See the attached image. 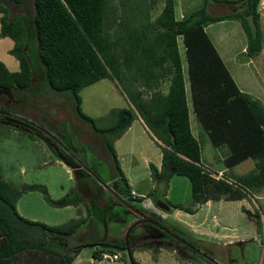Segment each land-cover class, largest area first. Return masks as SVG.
<instances>
[{"label": "trees", "instance_id": "16d2710c", "mask_svg": "<svg viewBox=\"0 0 264 264\" xmlns=\"http://www.w3.org/2000/svg\"><path fill=\"white\" fill-rule=\"evenodd\" d=\"M22 2L0 0V37L12 40L8 52L18 64L16 71H9L0 62V91L28 90L32 85L31 62L27 53L31 38L47 86L52 91H67L76 113L90 123L93 120L80 109V89L101 78L117 79L126 90L131 107L115 110L114 123L100 131L105 136L104 144L115 170L111 181L116 196L128 197V200L136 198L130 195L111 142L127 129L137 115L154 136L160 152L159 169L148 164L152 180L162 182L159 192L154 185L146 194L153 203H164L168 206L167 210L176 208L192 212L190 207L172 204L158 197L164 195L162 190L172 175L188 179L191 204L202 203L208 198L242 199L252 190L264 187V106L257 98L237 87L203 30L211 23L237 20L245 37L244 55L247 58L256 55L261 48L262 37L257 11L259 0H237L242 3V8L219 14L207 13L203 4L179 20L173 16V0H161L162 7L151 22L141 21L138 27L125 24L124 34L115 37L104 30L107 0H32L30 16L15 12ZM7 5L14 8L11 13ZM178 36L185 48L194 119L205 131L212 146L226 147L225 167L229 168L244 159L255 161L254 167L242 175H222L219 178L200 165V147L190 130L177 50ZM161 77H168L165 93L151 90L152 82ZM139 86L151 90L146 98ZM3 123L31 136L27 132L33 129L30 121L14 114L11 107L0 104V126ZM42 137L47 140L46 136ZM54 147L55 159L71 167L73 174L82 170L80 159H77L80 163L74 165L59 146ZM34 190L41 193L49 206H76V216L57 225L21 216L15 208L16 200L22 193ZM81 204L89 216L88 204L73 187L60 197L52 198L43 184L22 183L15 187L0 178V264H11L22 253L37 252L51 259L40 263L29 261L27 264H70L82 247L97 244L103 248L112 246L124 250V237L119 243L102 239H79L70 243L69 239L85 222L78 207ZM140 213L168 230L147 212ZM255 223L257 229L260 226L258 215ZM141 224L155 229L175 246L191 250V246L186 245H191V242L180 234L166 233L148 222L142 221ZM133 229V226L130 227L127 234L128 252L131 264H139L132 257ZM91 253L92 258L97 259L104 251L93 249Z\"/></svg>", "mask_w": 264, "mask_h": 264}, {"label": "rangeland", "instance_id": "374dc122", "mask_svg": "<svg viewBox=\"0 0 264 264\" xmlns=\"http://www.w3.org/2000/svg\"><path fill=\"white\" fill-rule=\"evenodd\" d=\"M161 4V0H107L103 21L104 30L110 36L115 37L118 34H124L125 24L138 27L141 21L149 23L158 14ZM235 4L230 6L235 7ZM6 8L10 13L14 10L9 5ZM216 8L218 9L210 11V13L219 14L226 11L224 6L217 5ZM231 10L232 8L229 7L227 12ZM258 11H260L259 8ZM15 12L30 16L32 0H23L15 8ZM178 13L179 8L176 5L174 15L178 17ZM219 22L211 24L208 32L216 31L219 32L218 35L230 32L236 38L230 47H235L234 53L229 54L232 55V58L223 59L234 82L243 92L259 100L263 99L264 49L261 54L247 58L239 52L238 42L241 40L242 43L244 35L237 20L225 21L224 24H219ZM230 23H232V28L228 30ZM260 29L264 34V22H261ZM11 46L12 40L9 37H0V62L9 71H16L18 69L17 61L8 52ZM178 49L188 97L182 45L178 44ZM27 53L31 62L32 85L28 90L21 89L11 93L0 91V104L6 108L11 107L14 114L29 120L31 127L35 130L30 128L27 132H30L31 136H28L16 127L7 126L6 123V125L3 123L4 125L0 126V178L2 180L15 187H19L22 183L43 184L52 198H58L66 190L68 191L71 186L67 189V185L72 183L73 178L75 183L73 182L72 187L77 192L87 190L82 184L84 181H95L103 184L102 187L105 185L106 187L102 192H99L98 197L92 196L96 206L93 211H89L90 217L98 220L106 218L107 220L105 227L102 224L96 228L97 234L100 233L98 239L101 240L106 234L108 239L117 240L116 242L119 243L120 241L116 237H118L120 226L124 221L130 222L129 227H134L131 233L132 257L135 260H140L142 264H264V187L252 190L242 199L212 201L211 209L202 206L191 216L185 215L182 211H175L173 208L169 211L157 208L160 214H156L150 208L152 200L149 198V202L145 199V194L148 192H143L150 183L153 186L156 185L158 192L161 189L162 182L152 180L148 168V164L159 165V150L144 124L137 120L132 126L133 135L122 136L119 142H116L117 138H115L111 142L112 147L116 149L114 152L118 156H116L118 163L125 171V176L129 180H134L129 188L135 191L133 197H136L128 200V197L122 196L128 204L117 203V197L110 194V189L114 191L111 180L115 170L110 163L109 151L104 144L105 136L100 131L114 123L115 110L131 107L126 90L121 87V83L117 79L113 78H101L81 88L78 93L80 109L93 120L90 123L76 113L73 100L67 91L56 92L47 86L43 79L42 66L36 57L33 38L30 39ZM225 55L223 54V56ZM158 85L167 87L166 80L163 83L161 81ZM190 128L200 147V165L207 170L216 172L215 175L219 173V178L222 175L229 176L230 173L243 174L254 167L255 161L246 159L226 172H217L218 169L223 168L222 159L227 154L226 147H213L205 132L194 123L193 119H190ZM40 133L46 136L47 140ZM54 146H59L58 148H61L63 154L68 155L67 159L74 165L78 162L77 159L81 160L82 170L75 174L72 171L73 178L67 176L64 165L53 162L55 160ZM70 169L72 170L71 167ZM61 188L64 192L61 191ZM162 192L164 195H158L160 199L172 204L176 202L182 207L191 209L194 206L190 202V184L185 176L172 175ZM78 207L82 209L81 205ZM16 210L27 219L46 220L49 222L48 225L65 222L69 212L68 209H61L60 215L50 218L48 211H59V209L46 204L41 193L36 190L22 193L18 199ZM136 212H147L146 214L166 226L169 233L180 234L191 242V245L186 243L189 245L188 247L191 246V250L175 246L172 241L162 237L155 229L152 230L149 226L142 225V219H147L144 222L154 224L163 230L160 224L151 219L144 216L139 219ZM212 214L216 216L215 220L217 221L210 219ZM257 215L260 218L261 227L258 226L256 229L254 227L257 226L254 223ZM202 219L205 220L204 227L207 228V233H201L190 225H194ZM103 230L104 233H102ZM86 232L88 231H85V234ZM85 234L77 232L69 239L70 243L73 244ZM220 234L223 236L221 237ZM95 236L96 234L93 235V238ZM240 238H242L241 241L237 243ZM97 248H102L107 253L116 251L119 257L114 260L99 257L90 262L94 246H86L80 249L72 264L129 263L124 250L112 246L103 248L100 245ZM49 259H51L50 256L40 252L22 253L12 260L11 264H27L29 261L40 263L47 262Z\"/></svg>", "mask_w": 264, "mask_h": 264}, {"label": "crops", "instance_id": "0c3cea01", "mask_svg": "<svg viewBox=\"0 0 264 264\" xmlns=\"http://www.w3.org/2000/svg\"><path fill=\"white\" fill-rule=\"evenodd\" d=\"M198 1V3L196 4V2ZM226 1H228L227 3H224L223 2V0H206V1H204V0H173V16H174V19L175 20H179V19H181L182 17H184V16H186V15H188V14H190L191 12H193L194 10H196L197 8H199L201 5H203L204 4V7H205V11L207 12V13H209V14H212V12L210 13V11H214V10H216V9H218V8H216V6L218 5L219 7L220 6H224V7H226L225 9H226V11L225 12H221V13H227V10H228V8L229 7H231L232 8V10L231 11H236V10H238V9H240V8H242V3L241 2H236L237 0H226ZM261 2H263L264 3V0H259V2H258V4L259 3H261ZM233 3H236L235 4V7H233V6H230L231 4H233ZM177 5V7L179 8V13H178V17H176L175 15H174V7ZM199 6V7H198ZM161 7H162V4H161ZM161 7H160V9H161ZM258 7V6H257ZM160 11V10H159ZM257 11H258V8H257ZM230 12V11H229ZM258 13H259V25H261V22H264V8L263 9H261L260 11H258ZM156 17V16H155ZM225 21H227V22H231L232 20H222V21H220L219 22V24H224L225 23ZM238 22V21H237ZM216 23V22H215ZM218 23V22H217ZM211 24H214V23H211ZM211 24H208V25H206L204 28H203V30H204V32L206 33V35H207V37H208V39L210 40V42L212 43V45H213V47L215 48V50H216V52H217V54H218V56L220 57V59L223 61V59H231L232 57V55H229V54H233L234 53V50H235V47H233V48H230L232 45H233V43L235 42V40H236V38H234L233 37V35L229 32V33H222V35H218L219 34V32H216V31H212L211 33H209L208 32V28L211 26ZM231 25L227 28L228 30H231V28H232V23H230ZM240 24H239V22H238V26H239ZM241 28V27H240ZM241 30V29H240ZM242 32V31H241ZM243 33V32H242ZM261 35H262V37H261V48H260V50H259V52L256 54V55H258V54H261V52L263 51V49H264V34H263V31L261 30ZM239 41V40H238ZM241 41V40H240ZM238 42L239 43V47H240V49H239V52L240 53H242V54H244L243 52H244V47H245V37L244 36H242V43L241 42ZM176 42H177V50H178V54H179V49H178V44L179 45H182V48H183V53H184V61H185V59H186V55H185V48H184V46H183V44H182V41H181V37L180 36H178L177 38H176ZM223 54H226L225 56H223ZM256 55H254V56H256ZM254 56H252V57H254ZM179 58H180V64H181V72H182V70H183V66H182V63H181V57H180V54H179ZM251 58V57H250ZM224 63V62H223ZM225 65V64H224ZM227 68V67H226ZM228 70V69H227ZM229 71V70H228ZM185 73H186V76H187V67H186V61H185ZM230 73V72H229ZM183 75V74H182ZM168 77H161V78H158V80L156 81V82H152V85H151V90H159L160 92H162V93H165L166 92V90H167V87H159V85L158 84H160V82L162 81V83L166 80V83H167V85H168ZM183 82H184V79H183ZM187 83H188V97H187V93H186V89H185V85H184V90H185V96H186V104H187V107H188V118H189V124H190V119L192 120L193 119V121H194V123L197 125V126H199L198 124H197V122L195 121V119H194V113H193V111H192V108H191V100H190V88H189V82H188V78H187ZM238 87V86H237ZM239 88V87H238ZM139 89L140 90H142V92H143V97L144 98H146L147 96H148V94H149V92L151 91V90H148V89H146V88H144V87H139ZM240 89V88H239ZM242 91V90H241ZM262 98H263V96H261ZM258 99V98H257ZM259 100V99H258ZM263 105H264V98L263 99H261V100H259ZM139 121L141 124H144L143 123V121H142V119L137 115L132 121H131V123H130V125L127 127V129L117 138V139H115V141L116 142H119V140L122 138V136H125V135H133L134 134V130H133V123L135 122V121ZM144 126H145V124H144ZM146 127V126H145ZM200 127V126H199ZM146 129H147V131H149L148 130V128L146 127ZM190 130H191V128H190ZM204 131V130H203ZM205 132V131H204ZM149 133L151 134V132L149 131ZM191 133L193 134V132H192V130H191ZM206 134V133H205ZM152 135V134H151ZM152 137H153V141H154V143L156 144V142H155V138H154V136L152 135ZM206 137H207V134H206ZM207 139H208V137H207ZM208 141H209V139H208ZM209 143H210V141H209ZM211 144V143H210ZM157 145V144H156ZM212 145V144H211ZM158 147V146H157ZM214 147V146H213ZM216 147H220V146H216ZM114 148V151L116 152V149H115V147H113ZM158 150H159V148H158ZM227 153V152H226ZM227 155V154H226ZM117 156V155H116ZM159 156H160V152H159ZM118 157V156H117ZM225 158V157H224ZM223 158V159H224ZM223 159H222V164H223ZM244 160H246V159H244ZM243 161V160H242ZM242 161H240V162H242ZM53 162H58V163H61L62 165H64L65 166V170H66V174H67V176L69 177V176H72V178H73V175H72V170L70 169V167L69 166H67L65 163H63L62 161H60V160H54ZM240 162H238L237 164H239ZM237 164H235V165H233V166H231V167H229V168H227V167H225V165L223 164V168L222 169H218L217 170V172L218 171H220V172H226V171H228L230 168H232V167H234V166H236ZM157 169H159V167H160V163H159V165H154ZM119 167H120V169H121V171H122V173H123V175H124V177H125V179L127 180V183H128V185H129V187H130V185H131V183H132V181H134V180H132V179H128L126 176H125V171L123 170V168H122V166H121V164H119ZM249 170H251V169H249ZM248 170V171H249ZM210 171V170H209ZM247 171V172H248ZM213 175H215L216 174V172H212V171H210ZM244 174V173H243ZM212 175V176H213ZM231 175H242V174H231L230 173V175L229 176H231ZM227 176V175H226ZM150 180V179H149ZM73 182H74V178H73V181H72V183L68 186L67 185V189L71 186L72 187V185H73ZM151 182V181H150ZM75 183V182H74ZM82 184H84V187L88 190H81V191H78L83 197H84V200H85V202L88 204V206H89V208H90V211H93V209L95 208V206H96V203L92 200V196H94V195H96L97 197L99 196V192H102V190L106 187L105 185H104V187H102V185L103 184H101V183H98V182H95V181H87V182H83ZM152 186H153V184L152 183H150V185L149 186H147V188L144 190V192L143 193H147L149 190H147V189H151L152 188ZM99 189H101V191H99ZM129 190L131 191V190H133V189H131V188H129ZM61 191L62 192H64V190H63V188H61ZM67 191V190H66ZM86 191H87V193H86ZM134 191V190H133ZM64 194V193H63ZM110 194L111 195H113V196H116L115 194H114V192L113 191H111V189H110ZM134 194H135V191H134ZM146 195V194H145ZM121 196V195H120ZM20 197V196H19ZM19 197H18V199H19ZM117 198H116V201H117V203H123V204H128L127 203V201L122 197H119V196H116ZM18 199L16 200V203H15V208H16V205H17V202H18ZM145 199H147L148 201H149V198L147 197V196H145ZM220 200H223V201H225V200H229V199H224V198H218V199H211V198H208V199H206L204 202H202V203H199V204H194V206L192 207V212H190V213H187V212H185V211H183V210H180V209H176V208H173L175 211H179V212H183L185 215H187V216H191V215H193L195 212H197V210H199L202 206H204V207H206V208H209V209H211L212 208V201H217V202H219ZM234 200H238V199H234ZM150 202V201H149ZM171 203V202H170ZM173 204H177L176 202L175 203H173ZM81 206H82V209H81V217H83L84 219H85V222L84 223H82L81 224V226L77 229V231L75 232V234H74V236L77 234V232H80V234L82 233H84L85 234V231H88V232H86V234L84 235V236H82V238L81 239H85V240H91V241H98L99 239H98V237H99V235H100V233H99V235L97 234V227H99L100 225H102L103 224V227H105L106 226V222H107V220H106V218L104 219V218H102L101 220H98V219H95V218H93V217H90V216H87V213L85 212V208L83 207V205L81 204ZM127 206H129V205H127ZM55 208V207H54ZM103 208V207H102ZM150 208L152 209V211H154L156 214H160V211L157 209V208H160V207H158V205L157 204H155V203H153L152 201L150 202ZM58 209H59V211H56V210H54V211H48V215H50L49 217L50 218H56V216L57 215H60L59 214V212L61 211V209L62 210H67L68 209V219L69 218H72V217H75L76 216V206H74V205H67V206H63V207H58ZM98 210H99V208H97ZM160 209H163V208H160ZM163 210H165V209H163ZM165 211H169V210H165ZM18 212V211H17ZM19 213V212H18ZM136 214H138V217H139V219H141V218H143V216L144 215H142L140 212H136ZM73 215V216H72ZM164 215H165V213H164ZM214 219L215 220V218H216V216L214 215V214H212L211 216H210V219ZM33 220H36V218H32ZM67 219V220H68ZM259 220H260V218H259ZM37 221H40V220H37ZM63 221V220H62ZM215 221H217V220H215ZM40 222H45V224L47 223V225H48V223L49 222H47L46 220H42V221H40ZM254 222V221H253ZM130 223V222H129ZM128 222H123V224L120 226V231L118 232V237H116V238H118L119 239V241H121L122 239H123V237H124V232H125V230L130 226V224H129ZM204 224H205V220L204 219H202L200 222H198V223H196V224H194V225H192V224H190L191 225V227L192 228H194L195 230H199V232H204V233H207V228H205L204 227ZM222 224V223H221ZM255 225H256V223H254ZM216 227H217V224H216ZM260 227H261V222H260ZM94 228V229H93ZM254 228H256V227H254ZM91 229V230H90ZM193 229V230H194ZM256 230V229H255ZM102 233H104V230L102 231ZM96 234V236L93 238V235H95ZM215 234H217V233H215ZM102 235V234H101ZM220 236L222 237L223 236V234H220ZM241 239L242 238H240L239 240H238V242L237 243H239L240 241H241ZM102 240H105V241H109V242H111V243H117L116 241L117 240H111V239H108L107 238V235L106 234H104L103 235V238H102ZM229 242V241H228ZM96 245H94V249H96V250H100V251H104L105 252V250H103L102 248L100 249V248H97V246H99V245H97L96 247H95ZM88 247V246H87ZM112 253H118V252H116V251H114V252H112ZM112 253H110V254H112ZM77 258V256L75 257V258H73V260L71 261V263L70 264H72L73 263V261H75V259ZM138 262H139V264H142L141 263V261L140 260H138V259H136ZM94 261V259L91 257L90 258V262H93Z\"/></svg>", "mask_w": 264, "mask_h": 264}, {"label": "water", "instance_id": "95a60500", "mask_svg": "<svg viewBox=\"0 0 264 264\" xmlns=\"http://www.w3.org/2000/svg\"><path fill=\"white\" fill-rule=\"evenodd\" d=\"M157 205H158V207H160V208H163V209H165V210H167L168 209V206L167 205H165L164 203H157ZM145 221H147V219H144ZM129 228L130 227H128L126 230H125V232H124V242H125V248H124V251H125V253H126V256H127V258H128V262H129V264H131V260H130V254H129V252H128V243H127V234H128V230H129ZM163 230H166V229H164V228H162ZM166 233H169L168 232V230H166L165 231ZM176 237V236H175Z\"/></svg>", "mask_w": 264, "mask_h": 264}, {"label": "built area", "instance_id": "2783aa9c", "mask_svg": "<svg viewBox=\"0 0 264 264\" xmlns=\"http://www.w3.org/2000/svg\"><path fill=\"white\" fill-rule=\"evenodd\" d=\"M257 8H259V10L263 9L264 8V3L263 2L259 3ZM218 176H219V173L217 175H215V177H218ZM130 195L131 196L134 195V191L133 190L130 191ZM99 256L102 259H109V260L118 259V257H119L118 253H112V254H110V253H100Z\"/></svg>", "mask_w": 264, "mask_h": 264}, {"label": "flooded vegetation", "instance_id": "af4514ba", "mask_svg": "<svg viewBox=\"0 0 264 264\" xmlns=\"http://www.w3.org/2000/svg\"><path fill=\"white\" fill-rule=\"evenodd\" d=\"M142 221H145L144 219H142ZM173 235V234H172Z\"/></svg>", "mask_w": 264, "mask_h": 264}]
</instances>
